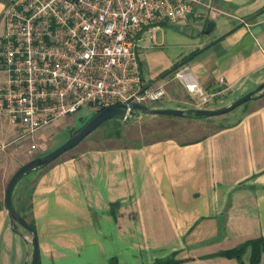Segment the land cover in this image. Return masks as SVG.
<instances>
[{
  "label": "crops",
  "instance_id": "1",
  "mask_svg": "<svg viewBox=\"0 0 264 264\" xmlns=\"http://www.w3.org/2000/svg\"><path fill=\"white\" fill-rule=\"evenodd\" d=\"M206 4L137 48L144 81L164 85L163 107L192 108L186 85L234 101L264 82V0ZM247 106L191 141L93 146L21 178L12 207L35 227L39 264H151L173 253L179 264H241L219 253L264 237V92ZM58 128L21 137L23 127L0 114V264L30 262L31 233L11 224L5 189L21 165L55 147ZM33 142L37 153L28 152Z\"/></svg>",
  "mask_w": 264,
  "mask_h": 264
},
{
  "label": "built area",
  "instance_id": "2",
  "mask_svg": "<svg viewBox=\"0 0 264 264\" xmlns=\"http://www.w3.org/2000/svg\"><path fill=\"white\" fill-rule=\"evenodd\" d=\"M0 1V114L23 127L21 137H32L83 107L96 113L164 100V85L142 77L140 41L144 35L154 41L163 25L211 0ZM186 89L204 102L216 96ZM31 144L29 153L41 148Z\"/></svg>",
  "mask_w": 264,
  "mask_h": 264
},
{
  "label": "rangeland",
  "instance_id": "3",
  "mask_svg": "<svg viewBox=\"0 0 264 264\" xmlns=\"http://www.w3.org/2000/svg\"><path fill=\"white\" fill-rule=\"evenodd\" d=\"M164 27H171L163 25ZM178 81V80H177ZM190 93V92H189ZM262 90L256 95L261 94ZM187 97L186 101L189 106L193 108L218 109L222 108L233 101H229L230 97L223 94L222 96H215L210 100L204 102L202 97L196 96L192 93L184 95ZM251 100L234 108L233 111L226 114L213 117H186V116H168L156 114H143L136 111L127 120L121 118H113L96 128L88 136H86L80 144L64 152V155L75 153L80 149L90 148L100 145L112 146H138L144 143H150L163 139H176L180 142H187L222 128L224 126L233 124L239 119L247 110V104ZM165 104V103H164ZM162 101L156 103H148L150 108H166ZM162 106V107H161ZM186 106V105H185ZM187 108V107H186ZM181 109V108H180ZM94 113L88 110V107H83L74 115L65 117L59 121V125L64 127L60 131H54L52 138L53 146L61 145L68 137L90 118ZM66 122L63 123V121ZM60 127V126H59ZM53 147L52 149H54ZM51 149V150H52ZM37 153V151H36ZM63 155V154H61Z\"/></svg>",
  "mask_w": 264,
  "mask_h": 264
},
{
  "label": "water",
  "instance_id": "4",
  "mask_svg": "<svg viewBox=\"0 0 264 264\" xmlns=\"http://www.w3.org/2000/svg\"><path fill=\"white\" fill-rule=\"evenodd\" d=\"M264 88V82H261L255 89L246 93L244 96L239 97L230 104L218 108V109H206V108H150L148 106H143L139 104H112L109 105L100 111L94 113L93 117H90L79 130L75 131L70 137H68L61 145H58L54 149L50 150L48 153L37 156L32 160L21 165L15 172L14 175L8 181L7 189H5L4 195V205L7 214H9V220L11 224H19L23 228L27 229L31 233V248H32V257L29 264H36L38 255L37 248V238L35 230L33 227H29V224L20 217L19 214L15 213V210L12 207L11 194L15 188L16 183L25 175L32 173V171L45 167L55 159H58L61 154L80 144V142L88 136L91 132L99 128L101 124L105 121L113 118H121L127 120L133 115L136 111H139L143 114H156V115H168V116H186L189 113H199L204 117H213L226 114L236 109L239 105L253 99L256 96L257 92L261 91Z\"/></svg>",
  "mask_w": 264,
  "mask_h": 264
},
{
  "label": "trees",
  "instance_id": "5",
  "mask_svg": "<svg viewBox=\"0 0 264 264\" xmlns=\"http://www.w3.org/2000/svg\"><path fill=\"white\" fill-rule=\"evenodd\" d=\"M172 70H174V68ZM261 90H262L261 94H263L264 88ZM186 117H199L200 118V117H204V116L199 114V113H194V114L189 113L186 115ZM21 218L24 219L23 217H21ZM28 224H29V227L31 226L35 230V227L33 226V224L31 222ZM248 249H250V259H249L250 263L251 264L259 263L261 261L260 260L261 254L264 252V237H257V238L246 240V241L240 243V245H237L233 249L221 251L219 253V255H222V256H225L228 258H235L238 261H240L241 264H246L244 261H242V256L246 252V250H248ZM179 262H180L179 260L175 259L174 253H173L170 256H167L164 258H159L151 264H179ZM36 264H39L38 258H37ZM108 264H117L116 259L111 258L109 260Z\"/></svg>",
  "mask_w": 264,
  "mask_h": 264
}]
</instances>
